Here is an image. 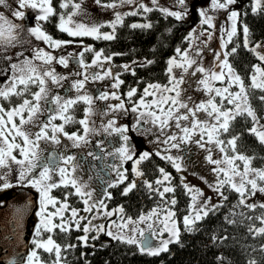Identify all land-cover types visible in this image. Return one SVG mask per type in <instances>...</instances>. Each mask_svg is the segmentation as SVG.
I'll return each mask as SVG.
<instances>
[{
    "label": "snow or ice",
    "instance_id": "snow-or-ice-1",
    "mask_svg": "<svg viewBox=\"0 0 264 264\" xmlns=\"http://www.w3.org/2000/svg\"><path fill=\"white\" fill-rule=\"evenodd\" d=\"M8 0H0V5L7 6ZM96 4L105 9L114 10V18L103 23L87 24L84 22H77L74 18L81 15L83 12L81 3H74L73 0H61L59 7L67 9L71 4L73 11L70 13H57L53 7L52 0H17L18 7L11 12V15L16 18L23 19L26 15L22 9L31 8L39 10L40 14L35 16L37 21L34 27L27 29L30 36L36 40L43 41L50 49H60L65 45L73 43L72 40L55 39L52 35L43 30L39 21H49L51 17L58 16L56 24L60 32L67 33L68 36L77 37H92L96 40L111 41L116 39V29L122 26L124 19L127 16H136L153 11H160L165 18L168 16L174 17L177 20H182L188 15L186 0H177V3L183 11H171L168 8L161 7L159 0H151L152 7H149L143 0H108L107 3H102V0H95ZM237 3V0H209L206 7H202L198 14L200 17V25H207L203 31H198L193 28L185 40L189 42V47L175 49L176 55L168 59L167 74L169 77L167 85L149 84L144 88L143 94L138 100H133L137 95V88H130L125 94L128 103L131 107L125 106V100L118 93L120 85L124 83L117 73L113 75L112 67L109 66L103 72L89 73L88 70L92 67L104 69L106 63H110L113 56L120 55L113 53L105 56L104 50L95 51L91 46H84V50L78 54L77 63L80 65L82 72L76 73L77 76H82V79L75 80L71 88L77 93L75 97H63L58 93L51 95L52 89L49 85L62 87L63 81L68 77L58 74L53 63L68 66V57L54 56L50 51L44 48H36L33 50L31 59L25 58L21 63H13L10 65L12 75L7 78L3 85H0V100L11 102L12 97H21L22 101L15 106L5 108L3 103H0V168L11 171V163L20 166L18 180L20 183H27L35 187L39 192V211L36 213L39 216V223L35 227V234L32 240L33 248L27 254L25 264H48L41 258V251L48 253L55 257L50 264H63L62 252L67 248H74L75 245H65L64 248L56 242L53 238L56 230L67 233L74 226L75 229L81 230V222L87 221L84 224L82 231L84 235L78 237L85 246L89 239V233L95 231L96 236L92 239H98L100 233H105L114 240H119L122 243L136 244L141 254L149 256H159L163 252L169 250V244L180 243V227L176 219V212L172 210L171 206L177 204V200L173 195L171 200L166 199V193H175L176 188L171 185L172 175L163 167H158L157 171L160 176L154 181L149 182L144 180V185L151 192L157 193L164 201V206L161 208H153L148 214H141L136 220L132 217L124 219L121 217V223L117 224L112 221L110 226L106 229L103 224L96 225L93 223L98 217H111L114 213H123V206L116 209L108 210L105 203V198L112 199V194L107 189L115 188L118 185L124 184L129 180L127 169L123 164L127 161L132 162V173L134 177L123 190V195H127L137 187V181L142 179L145 175L141 169V165L152 158L153 155L159 157L161 160L167 161L178 172L185 171L184 157L173 156L172 150H181L183 145L188 143H195L200 148L208 152L205 157L206 161L215 165L212 169L216 174L217 180L215 184L208 183L204 177H200L205 184L208 185L212 191L220 197L219 203H213V197H206L203 190L189 185L186 179L181 177V186L191 198L189 205V212L183 217L184 230L187 232L196 231L197 222L206 218L210 213H215L223 205V202L228 199L224 195L222 189L227 185L231 190L239 194V204L244 205L248 209L255 210L257 207L264 209V203L259 205L247 203L250 197L255 196L258 192L264 193V169L253 168L252 161L255 157L246 156L237 151V141L239 136H231L227 141L221 139L223 134L229 133L232 123L237 117L250 118L252 127L247 131L254 135L261 144H264V125L260 124V117L257 116L256 110L252 107L249 100L248 89H259L264 91V68L259 64L253 65V73L250 76L251 83L247 87L244 80L230 64L228 57L237 52L236 47H232L230 51H223L233 38L237 35V22L241 13L237 10H230V6ZM124 5H134L135 7L128 12H120L117 9ZM228 12V20L231 22L229 29H221V52L214 53L216 63L211 68L204 67L198 59L203 52V48L195 46V41L200 37H207L212 39V33L209 29L216 27L214 23V16L209 15L210 11ZM253 13L264 11V0H254L251 8ZM108 27L109 32H102L101 29ZM131 28H151L150 23H132ZM21 25L11 22L3 13H0V49L7 50L10 47H15L21 43L19 39L18 29ZM244 41L243 45L246 49L256 54L257 58L264 62V55L260 54L257 49L261 44L257 43L254 47L249 48V28L243 25ZM226 37V39H225ZM82 43V41H81ZM207 47V44H204ZM85 52H94L91 64L84 60ZM16 55H22L17 53ZM73 54H69L72 56ZM223 57V59H221ZM4 59L11 60V56H4ZM39 63H36V62ZM133 63H136L135 61ZM153 63L151 60H146L141 66H146ZM125 71H131L135 75V69L130 65H122ZM219 68V71L214 70ZM180 70L177 75L175 70ZM201 74V78L197 80V90L204 91L207 99L201 100L198 103L191 97L184 98L185 89L182 87L186 81V77H195ZM111 78L114 83L111 85L112 91H105L98 96L93 97L85 88L86 83L91 79L92 81L104 80ZM226 86L216 87L214 82L224 83ZM32 86L37 90L31 91ZM235 86L238 91H232ZM153 97L151 101L146 98ZM30 97V98H29ZM219 98V102H217ZM117 101L116 104L106 103L105 110L101 113L107 118L106 121H101L97 127L93 117L97 115L96 101ZM261 102H264V95L259 97ZM79 104H84L83 117L76 119L73 115L75 108ZM230 106V107H229ZM136 114L135 123L128 125L117 126L115 114L128 112ZM25 113L27 115H25ZM200 114H204L205 119L200 118ZM44 116L45 119L41 120ZM19 119L17 124L16 120ZM61 121L57 124L55 121ZM78 124L80 129L77 131H65L66 125ZM32 125L38 128V131L31 132L25 126ZM144 125H151L145 128ZM177 131L170 132V129ZM138 132L141 135L154 136V143L161 145L154 152L143 151L136 154L135 148L131 145V137L128 135L129 131ZM118 136L121 141V146L114 151L105 153L103 141L97 142V148L100 150L99 154L89 151L88 157L94 160H101L104 156L114 157L119 163H113L110 166L112 172L116 174V179L107 183V187L101 193L103 198L94 197V189L90 188L88 182L84 181L77 175L80 163L76 155H70L66 152H59L53 148L48 156H43L44 149L41 144L61 146L62 137L71 141V145L64 147L83 148L90 144V137L100 134ZM198 137L197 139H193ZM11 138V139H10ZM20 138V143H16V139ZM207 145H215L220 153L223 154L222 159H213L212 149ZM233 155L229 156L228 151ZM14 151H18L21 159L14 155ZM80 159H84L81 157ZM239 160L243 163V169L236 164ZM11 162V163H10ZM227 167H221V165ZM224 178L221 179L220 175ZM58 176L56 180L54 177ZM238 178V179H237ZM91 177H89V180ZM0 188L7 189L13 185L7 182V175H0ZM153 183L158 187H153ZM162 186V190H161ZM74 189L72 192H66L63 200H60L51 195L53 189L58 188ZM70 196H77L82 201L84 213H93L91 219L85 215H80L81 210L71 207L68 203ZM59 205V207H57ZM51 206L54 211H49ZM65 212H70V216L65 217ZM163 212V218L160 220L162 225L159 229H154L153 224H149V229H153L152 235L160 237L158 246L153 247L149 243L140 242L137 240L135 233L139 232L141 237L144 236L143 229H139V223L153 219V217H160ZM18 215H23L22 209H17ZM227 220V217H225ZM249 219H252L249 217ZM264 224V215L256 217ZM58 220L59 222H55ZM228 223H235V221L227 220ZM117 231L114 233L112 229ZM124 230H127L126 234ZM164 232H168V238L164 239ZM249 232L254 235H264V227L255 228L250 227ZM47 233V238H43V234ZM215 240L216 237L214 236ZM226 239V237L224 238ZM264 250V249H262ZM249 264H256L255 260Z\"/></svg>",
    "mask_w": 264,
    "mask_h": 264
},
{
    "label": "trees",
    "instance_id": "trees-1",
    "mask_svg": "<svg viewBox=\"0 0 264 264\" xmlns=\"http://www.w3.org/2000/svg\"><path fill=\"white\" fill-rule=\"evenodd\" d=\"M61 0H52L53 7L57 13L66 11L59 7ZM107 3L108 0H102ZM251 0H239V12L241 16L238 24H246L249 28V40L251 42L264 41V11L253 13L251 11ZM192 14V16H191ZM197 19V13L191 9L189 18L177 20L174 17L165 16L160 11H153L136 16H127L122 26L116 29V39L111 41L96 40L92 37H77L82 39L86 45L94 50H104V54L112 55L119 53L112 58L114 66H121V63H130L131 68L135 69V75L131 71L124 69L117 71L121 80L119 94L127 100L125 92L130 87L137 88V95L147 82H168L167 59L175 52L177 47L183 48L188 41L189 29L194 25ZM58 16H53L49 21H39L44 31L56 38H73L67 33L60 32L57 27ZM132 23H150L151 28L143 29L130 27ZM237 52L228 57V60L236 73L244 80L245 86L250 85V73L253 65L259 60L255 53L246 49L242 42V33L240 29L233 38V42L227 47L230 51L236 47ZM135 60L140 62L133 63ZM151 60L153 63L141 66L144 61ZM120 69V68H119ZM37 88L32 86L31 91L35 92ZM249 100L252 107L256 110L259 117L263 116L264 102L259 97L264 95V91L259 89H248ZM30 98V97H29ZM21 97H12L11 102L0 100L4 107L16 104L21 101ZM84 104L76 106L73 115L76 119L83 117ZM250 118L237 117L232 123L229 133L223 134L220 138L227 141L231 136H239L237 141V151L249 156L255 157L252 161V167L264 169V144L251 135L247 129L251 128ZM80 129L78 124L66 125V131H77ZM154 152V151H149ZM232 154L229 150L228 155ZM128 165V164H127ZM145 175L137 181L136 189H133L127 195H123V184L111 189L112 199H107L108 205L119 204L123 206L124 215H138L151 207L158 205L163 208L164 201L155 193L149 191L144 185V180L154 182L160 173L158 167H163L171 173V185L176 188L175 193H166V199L171 200L173 195L177 200L175 206L169 205L175 212L180 227V243L169 244V250L161 253L159 256H149L141 254L138 245L122 243L111 237L99 236L98 239L88 240L87 246L81 243L79 237L80 230L72 229L67 232L56 230L53 238L64 248L65 245H75L74 248H67L62 252L63 261L66 264H249L255 260L256 264H264V235H254L249 232L250 227L260 228L264 224L256 219L264 215V209L257 207L255 210L248 209L239 204V194L231 190L227 185L222 189L225 196L228 197L217 212L210 213L206 218L197 222L196 231L187 232L184 230L183 215L187 212L190 204V196L181 186V174L178 173L170 163L161 160L153 155L141 166ZM127 174L132 176L131 170L127 168ZM153 187H158L153 183ZM162 190V186H161ZM71 187L53 189L51 195L63 199L66 192H72ZM217 201L216 203H219ZM68 203L74 208H80L82 201L77 196H70ZM259 205L260 203H255ZM227 220L235 221L228 223ZM251 217L252 219H249ZM43 234V237L47 236ZM216 237L214 240L213 237ZM226 237V239H224ZM41 257L49 263L54 256L41 251Z\"/></svg>",
    "mask_w": 264,
    "mask_h": 264
},
{
    "label": "rangeland",
    "instance_id": "rangeland-1",
    "mask_svg": "<svg viewBox=\"0 0 264 264\" xmlns=\"http://www.w3.org/2000/svg\"><path fill=\"white\" fill-rule=\"evenodd\" d=\"M73 2L82 4V9H83L82 14L78 15L74 18L77 22H84L87 24L103 23L106 21H110L114 18V10L102 8L100 5L96 4L95 0H73ZM143 2L145 4H147L149 7H152L151 0H143ZM102 3H105V2H102ZM208 3H209V0H186V6L188 9V15L186 16V18H189L190 13H191V9H192V13H193V9L197 13L196 22L189 29V32L193 28H197L198 31H203L204 28H208L207 25H203V26L200 25V23H199L200 17L198 14L199 10L202 7H206L208 5ZM253 3H254V0H251V6H253ZM159 5L161 7L168 8L171 11H183V9L177 3V0H159ZM17 7H18L17 0H8L7 6L0 5V13H3L4 16L7 17L11 22L22 26L21 29L17 30L19 32V39H20L21 43L17 44L15 47L8 48L6 51L0 49V85H3L5 83V81L7 80V78L12 75V69L10 67L11 64H13V63L19 64L26 57L31 59V56H32L34 49L44 48L46 51H50L57 58L60 56H64V57H68V59H69V63H68L67 67H64L63 65H59L55 62L53 63L52 66L55 68L56 72L62 76L68 77V79L66 81L62 82V84H63L62 87L49 85V87L52 89L51 95H55L59 92L60 94L59 93L58 94L63 96V97H75L77 95V93L74 89L71 88V85L75 80L83 78L82 76L76 75V73L82 72L83 69H81L79 64L78 65L75 64L74 60L78 57V54L84 50V46H86L85 42L80 38L75 39V38H59V37L56 38V37H54L55 39H60V40H65V41L72 40L73 43L65 45L64 47H62L60 49H50L43 41L36 40L34 37L30 36L28 31H27L28 28L34 27L36 25L37 21L34 19V17L40 14L39 10H34L31 8L22 9V11H25L26 15L23 19H20V18L13 17L11 15V12L16 10ZM134 7H135L134 5H124L123 7L119 8L117 10L123 13V12L131 11ZM233 9L239 11V0H237L236 4L230 6L229 11L233 10ZM65 10L66 11L63 12V13H65V15H67V13L72 12L73 8H72L71 4ZM209 15L214 16V23L216 25V27L214 29H211V28L209 29V31L212 33V39L208 40L207 37L202 36L199 38V40H196L194 42L196 47L203 48L202 55L200 57L194 56V58L198 59V61L206 68H211L214 66V64L216 63L214 53L222 51V49H221V43H222L221 29L226 28V29L230 30V27H231V22L228 20V12L223 11V10L218 11V12L210 11ZM191 16H192V14H191ZM243 25L244 24H241V28H240L239 24L237 22V29L238 30L240 29V32L242 33V42L244 41ZM101 31L102 32H109V31H111V29L108 27H104L101 29ZM189 32H188V34H189ZM225 39H226V37H225ZM81 41H82V43H81ZM249 42H250L249 48L254 47L257 43L261 44V47L259 49H257V51L260 54L264 55V41L257 40V41L251 42L249 40ZM205 43L207 44V47L204 46ZM188 47H189V42L187 43V45L185 47H183L181 49L183 50V49L188 48ZM95 51H99V50H95ZM223 51H227V48L223 49ZM17 53H22V55H16ZM70 53L73 55L69 56ZM5 55L11 56L12 59L11 60L4 59ZM104 55L109 56L106 54H104ZM174 55H176L175 52L173 54H171L168 57V59ZM93 56H94V52H85L84 53L85 62L88 64H91ZM168 59H167V62H168ZM221 59H223V57H221ZM140 61L135 60V62H140ZM36 63H39V62L37 61ZM125 64L131 65V62L130 63H121V66L125 65ZM257 64H259L262 68H264V62H261L260 60H258L254 65H257ZM109 66H112V61L110 63H106L104 66V69H101L98 67H92L88 70V72L89 73H92V71L103 72ZM121 66H120L119 70L123 69V67H121ZM166 67L168 68V63L166 65ZM214 70L219 71V68H215ZM175 71H176L177 75L180 74V70L177 69ZM252 73H253V68L251 70L250 76ZM115 74H117V73L113 72V75H115ZM199 78H201V74H199V73L195 77H186V81H185L184 85H182V87L185 89V92H184V98L185 99L187 97H191L197 103L201 100L207 99V95L204 91L197 90V80ZM68 81H71V85H70L69 91H66L65 89L67 88ZM113 83H114V81L111 78H106L104 80H96V81H92L90 79L86 83L85 88L88 91V93H90L93 97H96L102 92L112 91L113 89L111 88V85ZM226 83H227V81H225L223 84L220 82H214L216 87H224V86H226ZM250 83H251V80H250ZM149 84L167 85L168 82H165V83L147 82L142 87L140 94L133 97L134 101L139 99L140 95L143 94L144 88L147 87V85H149ZM98 87L100 88L99 90H97ZM131 88H135V87H131ZM128 90H126L125 94L127 93ZM231 90L232 91H238V88L233 86V88ZM66 92H68V93H66ZM121 97L125 100V106L130 108L131 105L128 103V101L123 97V95H121ZM146 99L148 101H151L153 99V97L148 96ZM217 102H219V98H217ZM106 103L116 104L117 101H115V100H111L108 102L96 101L97 115H95L93 117V120H95L97 127L100 125L101 121H106L107 118H111V117L106 118L101 114L105 110ZM25 115H27V114L25 113ZM200 118L205 119L206 117L204 116V114H200ZM43 119H44V117H41V120H43ZM115 119H116L117 126L128 125L129 128L131 129V126L135 123L136 114L132 113L130 111L127 114L116 113ZM16 122L18 124L19 119H17ZM55 123L59 124V123H61V121H55ZM260 124L264 125V112H263V116L260 117ZM25 127L28 131H31V132L38 131V128H36L32 125H27ZM144 127L145 128L151 127V125H144ZM251 127H252V125H251ZM169 131L173 132V131H177V130L173 128V129H170ZM128 135L131 137V145L135 148L137 155H139V153H141L143 151H155L157 148L162 147L161 145H157L156 143L152 142V141H154V136H152V135H141L140 133L134 132L131 130L129 131ZM197 138L198 137H194L193 139H197ZM20 142H21L20 138H17L16 143H20ZM46 145L48 146L49 144H43L42 143L41 147L44 149V148H46ZM65 145H71V141H68L66 138L62 137L61 146H59V147L64 149L67 154L76 155V152H78V151H83L85 153L89 152L88 147H83V148L67 147V148H65L64 147ZM0 146H2V145H0ZM207 147L212 149L213 159H222L223 154L219 152V150L215 147V145H207ZM71 149H72V153L69 152ZM13 154L16 155L18 159L22 158V157H20L18 151H14ZM171 154L173 156L179 155V156L184 157L183 163H184L186 170L180 172V174H181V177L183 176L186 179V182L189 185L195 186V187L203 190L206 197H208V196L213 197V201H212L213 203H216L217 201H219L220 197L217 196L212 191V189H210L208 187V185L205 184L204 181L200 179V177H204V179L207 180L208 183H210V184H215L216 180H217L216 174H214L212 171V169L216 166L208 163L205 159V157L208 155L207 151L200 148L195 143H188L186 145H183L181 150H179V151H177L176 149H173ZM231 155H233V153L230 154L229 156H231ZM76 156H77L78 162L80 163V168L78 169L77 175L79 177H81L84 181L88 182L91 189L95 190L94 191V197L103 198L101 196V193L107 187L108 182L114 181L117 178L116 174L111 171L110 175L104 178L106 180V184H102V183L97 184V180L94 177L95 175H94V172L90 166L91 164L89 163V161L80 159L78 157V155H76ZM127 164L128 165H126L124 163L123 167L126 169L129 168L131 170V173H132V162L128 161ZM236 164H238L240 166L241 170L243 169V163L241 161L237 160ZM221 167H227V165L222 164ZM253 168H255V167H253ZM19 170H20V166L15 164V163H11V171H8L7 169L0 168V175L6 174L7 175V182H9L13 185L12 187L7 188V189L0 188V206L2 204H4L6 198H8L10 195H12L15 192V187H26V188L32 190L34 193L35 207L33 208L30 216L28 217L27 226H26V233H25V240H26V245H27L26 254L20 262L15 263V264H25V261L27 260V254L34 247L32 244V240H33V237L35 234V227L39 223V219H40L39 216L36 214L39 211L40 195H39V192L37 191V189L35 187H32L31 185H28L27 183H20L19 182V180H18ZM89 177H91L90 180H89ZM128 177H129V175H128ZM133 178H135V177H134V174L132 173V176L129 177V180L125 181V183L123 184V188H125L127 186L128 182H130ZM220 178L221 179L224 178L222 173L220 175ZM54 179L58 180L59 177L56 176V177H54ZM2 183H3V181H0V184H2ZM262 186H264V184H262ZM107 190L109 192H111L110 188H108ZM60 200H63V199H60ZM105 203L107 204L106 198H105ZM190 203H191V200H190ZM247 203H250V204L264 203V193L258 192L255 196L250 197L247 200ZM107 206H108V210H112V209H116L120 205L119 204H116V205H108L107 204ZM57 207H59V205H57ZM83 207H84V205L82 203V206L80 208H77V209L81 210L80 215H85L89 219H91L93 213H84L82 211ZM153 208H157V207H151L145 211H142L138 215H134V216L124 215L121 213H114L113 216L107 217V218L100 216L96 220H94L93 223L96 225L103 224L105 226V228L107 229L110 226L112 221H115L117 224H120L122 222L121 221L122 216L124 219H127V217H132L133 220H136L141 214H148ZM49 211H54V209L51 206H49ZM188 212H189V208H188L187 212L183 215V217L185 215H187ZM68 216H70V212H65V217H68ZM162 218H163V212L160 213L159 218L153 217V219H151V220H147L143 223H139L138 227H139V229H143L144 236L141 237L139 235V232L135 233L137 240L140 242L149 243L153 247L158 246L160 243V237H159V235L153 236L152 235L153 229H149L148 225L153 224L154 229H159L162 227V225L160 223V220ZM176 219H177V216H176ZM55 222L58 223L59 221L56 220ZM85 223H87V221L81 222V230L79 233V237L84 235L82 228H83ZM112 231L115 233L117 230L115 228H113ZM124 232L126 234H129V233H127V230H124ZM88 235H89V239L92 240V236H96L97 233L95 231H92ZM168 235H169L168 232H164L163 238L167 239ZM99 236L109 237L105 233H100ZM43 238L46 239L47 236H45ZM81 243H83V242L81 241ZM0 253H1V249H0ZM53 259H55V257ZM43 260L46 261L45 259H43ZM46 262H48V261H46ZM0 264H8V263H5V262L0 260ZM48 264H50V263L48 262ZM63 264H66V263L63 261Z\"/></svg>",
    "mask_w": 264,
    "mask_h": 264
},
{
    "label": "water",
    "instance_id": "water-1",
    "mask_svg": "<svg viewBox=\"0 0 264 264\" xmlns=\"http://www.w3.org/2000/svg\"><path fill=\"white\" fill-rule=\"evenodd\" d=\"M53 149L48 151V155ZM35 207V196L26 187H16L5 203L0 206V260L15 264L26 254L27 220ZM17 209L23 210V215L17 214Z\"/></svg>",
    "mask_w": 264,
    "mask_h": 264
},
{
    "label": "flooded vegetation",
    "instance_id": "flooded-vegetation-1",
    "mask_svg": "<svg viewBox=\"0 0 264 264\" xmlns=\"http://www.w3.org/2000/svg\"><path fill=\"white\" fill-rule=\"evenodd\" d=\"M74 62H75V64L78 65V63H76L77 62V58L74 60ZM111 67H112V71L113 72L118 73L117 71H119V68H120L119 66H114V64L112 63V66ZM94 72L95 71H92V73H94ZM70 85H71V81H68L67 88L65 89L66 91H69ZM132 87H134V86H132ZM99 89L100 88L98 87L97 90H99ZM118 92H119V89H118ZM66 93H68V92H66ZM21 101H19L18 103H20ZM18 103H16V104H18ZM16 104L10 105V106L5 107V108H9V107L15 106ZM42 117H44V116H42ZM44 119H45V117H44ZM57 121H59V120H57ZM89 139H90L91 142L87 146L88 147V151H92V152H95L97 154H99V151H100L97 148V142L98 141H103V147H104L105 153L108 152V151H114L116 148H118V147L121 146V141L119 140L118 136H116L115 134H113V135H107V134H103L102 133L100 135H94V136L90 137ZM53 148H56V150L59 151V152H65L64 149H62L60 147H57L55 145H48V146L46 145V148H44L45 151L43 153V156H48V151L51 150V149H53ZM69 152L72 153V149ZM76 155H78L79 158L84 157V159H82V160H88L89 161V163L91 164L90 166H91V168H92V170L94 172V175H95L94 177L97 180V184L98 183L106 184V180L104 178L110 175V172H111L110 166L113 163H119V161L115 160L114 157H108L106 155L104 156L103 159H101L99 161L92 159V157H88L87 156V153H85L83 151L76 152ZM127 163H128V161L125 162L126 165H127ZM15 189H16V187H15Z\"/></svg>",
    "mask_w": 264,
    "mask_h": 264
}]
</instances>
